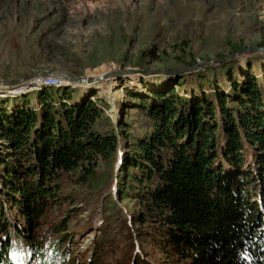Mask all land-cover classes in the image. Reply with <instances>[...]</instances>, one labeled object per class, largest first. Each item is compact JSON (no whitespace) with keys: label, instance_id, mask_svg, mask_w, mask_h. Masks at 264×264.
<instances>
[{"label":"trees","instance_id":"obj_1","mask_svg":"<svg viewBox=\"0 0 264 264\" xmlns=\"http://www.w3.org/2000/svg\"><path fill=\"white\" fill-rule=\"evenodd\" d=\"M259 63L257 74L235 67L237 78L219 64L227 91L202 74L126 89L143 122L116 128L102 100L52 86L0 100V264H264ZM72 187L89 191L79 207ZM94 206L90 249L74 257L78 215Z\"/></svg>","mask_w":264,"mask_h":264},{"label":"rangeland","instance_id":"obj_2","mask_svg":"<svg viewBox=\"0 0 264 264\" xmlns=\"http://www.w3.org/2000/svg\"><path fill=\"white\" fill-rule=\"evenodd\" d=\"M262 41L264 0H0V81L12 82L39 72L73 77H97L128 69L143 72L114 75L104 82L82 86L76 84L84 83L53 75L36 76L14 86L1 84L0 100L18 99L24 94L31 99L38 91L33 89L52 86L45 88H60L75 100H102L107 106L103 113L114 128L118 122L140 124L143 121L130 109L129 102L133 101L125 90L142 93L165 87L174 79L149 72L184 69L190 60L194 64L215 60L217 55L232 54V45L264 47L257 45ZM262 61L264 55L252 54L229 64L237 78L235 67L244 69L249 63V72L257 74ZM217 66L180 78L189 80L191 75L202 74L227 91L229 84ZM197 83L194 81L190 88ZM104 168L99 163L97 173ZM65 188L69 192L70 186ZM71 190L82 200H75V207H79L89 191L83 187ZM95 207L90 217L87 212L78 215L76 225L82 229L71 235L74 257L90 249L100 217ZM62 214L53 211L47 217L56 221ZM19 251L11 254L17 263Z\"/></svg>","mask_w":264,"mask_h":264},{"label":"water","instance_id":"obj_3","mask_svg":"<svg viewBox=\"0 0 264 264\" xmlns=\"http://www.w3.org/2000/svg\"><path fill=\"white\" fill-rule=\"evenodd\" d=\"M252 54H259V55H264V47H257V46H248V47H244L241 48L240 50L227 55L221 59H215V60H207V61H201V62H197L194 65L184 68V69H176V70H160V71H155V72H149L150 74H156V73H162V74H166L172 78H179L181 76H185L188 74H192L195 72H198L199 70L206 68V67H211V66H217L219 64L222 63H226V62H231L233 60H237L239 58H242L246 55H252ZM143 73L140 70H124L122 72H115L113 74H103L100 75L97 79H105V78H109V77H114V75H128V74H133V73ZM144 74H148L147 72H144ZM46 75H53L59 79H63V80H68L70 82H74V83H87V82H91L94 80L93 77L88 76V77H73L71 75H67V74H61V73H48V72H39V73H34L28 76H24L18 80L12 81V82H4V81H0V85H18L21 82L31 78V77H36V76H46Z\"/></svg>","mask_w":264,"mask_h":264},{"label":"bare ground","instance_id":"obj_4","mask_svg":"<svg viewBox=\"0 0 264 264\" xmlns=\"http://www.w3.org/2000/svg\"><path fill=\"white\" fill-rule=\"evenodd\" d=\"M244 48V47H243ZM116 71H110V72H107V73H105V74H113V73H115ZM99 76H97V77H93L94 78V80L93 81H91L90 83H100V82H104V80H108V79H110L111 77H109V78H105V79H97ZM33 80H35V79H31L30 81H33ZM29 81V80H28ZM28 81H26V82H28ZM29 81V82H30ZM64 83H69L68 81H63ZM86 84V83H84V84H76V85H78V86H82V85H91V84ZM1 87V86H0Z\"/></svg>","mask_w":264,"mask_h":264}]
</instances>
